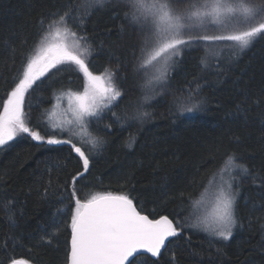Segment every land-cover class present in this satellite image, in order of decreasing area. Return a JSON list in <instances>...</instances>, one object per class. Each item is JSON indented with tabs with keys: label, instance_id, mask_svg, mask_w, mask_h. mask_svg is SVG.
<instances>
[{
	"label": "trees",
	"instance_id": "trees-1",
	"mask_svg": "<svg viewBox=\"0 0 264 264\" xmlns=\"http://www.w3.org/2000/svg\"><path fill=\"white\" fill-rule=\"evenodd\" d=\"M63 4L64 0H0V101L7 98L14 86L12 78L21 70L20 53L33 48L38 21ZM113 8L122 9L123 5L118 0H109L85 22L96 49L89 67L96 74L106 67L115 71V83L122 96L113 102L111 111L120 113L125 107L131 111L134 105L129 101L136 102L149 94L152 98L143 108L154 119L142 125L122 126L105 110L103 119L89 131L103 136L107 143L95 156L91 174L83 185H91L93 192H130L144 205L146 214L171 218L175 213L188 216V196L203 190L201 185L209 175L226 163V153L235 152L251 170L264 175V107L257 108L252 103L264 94V38H257L249 48L225 60L219 74L215 67L201 69L199 57L204 54L203 46L186 50L170 71L168 85L155 87V92L147 91V78L134 69L140 55L137 31L124 21L122 14L116 15ZM194 77L201 83L207 81L202 92L207 99L205 110L176 113L172 104L174 96L186 95L188 88H194ZM42 79L44 83L38 81L39 87L34 85L35 90L26 95L25 111L32 114L30 126L44 114L39 125L43 134L46 123L52 122L50 113L57 102L53 93L61 96V91L67 88L81 91L83 78L78 72L63 71L51 80ZM245 93L248 107L237 112L236 106ZM130 134L135 137L131 146L127 144ZM49 163L60 165L54 175L62 180L80 168L67 145L38 146L26 135L0 150V262L3 264H8L9 258L27 259L31 264H66L70 245L66 216L50 244L41 240L51 214L60 206L59 194L47 198L40 195L47 179L45 166ZM181 192L185 194L183 198ZM9 199L14 200L9 210L22 211L15 217V227L5 218ZM238 215L240 224L230 240L210 238L198 229L189 230L173 240L160 264H169L173 253L175 264H264L261 229L264 187L254 185L251 179L241 180Z\"/></svg>",
	"mask_w": 264,
	"mask_h": 264
},
{
	"label": "snow or ice",
	"instance_id": "snow-or-ice-1",
	"mask_svg": "<svg viewBox=\"0 0 264 264\" xmlns=\"http://www.w3.org/2000/svg\"><path fill=\"white\" fill-rule=\"evenodd\" d=\"M108 2L64 0L60 9L42 16L33 48L20 53L21 70L13 76L14 86L7 98L0 101V150L26 135L38 146L67 145L79 162V171L63 180L54 175V171L59 170L58 163L45 166L47 179L40 195L47 198L59 194L60 206L51 214L41 240L50 244L64 224L65 216L70 229L66 264H149V260L151 264H160V258L169 251L173 240L192 229L203 231L213 239L230 240L240 224L241 180L251 179L254 185L264 187V175L251 170L235 152L225 154L226 163L209 175L198 195L188 196L187 217L179 213L171 218L164 214L150 216L130 192H93L91 185H83L91 174L95 156L107 143L103 136L89 131L103 119L105 110L122 126L142 125L154 119L152 113L143 108L152 98L149 94L136 102L129 101L134 105L131 111L128 107L120 113L111 111L113 102L122 96L115 83V71L106 67L101 74H96L89 67L96 49L84 25ZM118 3L123 8L112 11L122 14L124 21L134 26L139 39L140 55L134 69L146 78L151 71L147 83L153 86L168 85L170 71L186 50L203 46L204 54L199 57L201 69L215 67L219 74L225 60L249 48L257 38H264V0H118ZM63 71L82 74V91L71 88L61 91V96L67 97L71 118L46 123L42 134L39 125L44 114L30 126L33 117L30 111H25V98L30 90H35L34 85L39 87L38 81L44 83L42 78L51 80ZM49 73L52 76H48ZM193 83L195 87L188 88L186 95L174 96L172 104L176 113L205 110L207 99L202 92L207 81L201 83L194 77ZM53 96L60 101L61 96L55 92ZM252 103L257 108L264 107V94ZM247 107L245 93L236 111L243 112ZM134 143L135 137L130 134L127 144ZM78 183L83 186L78 187ZM179 195L183 198L185 194ZM13 203L12 199L7 201L5 218L15 227V217L22 211L9 210ZM261 229L264 231V224ZM172 255L169 264H175V254ZM8 264H30V261L9 258Z\"/></svg>",
	"mask_w": 264,
	"mask_h": 264
},
{
	"label": "rangeland",
	"instance_id": "rangeland-1",
	"mask_svg": "<svg viewBox=\"0 0 264 264\" xmlns=\"http://www.w3.org/2000/svg\"><path fill=\"white\" fill-rule=\"evenodd\" d=\"M213 30L210 29V33L212 32ZM199 47H202V46H199ZM139 57V56H138ZM152 75L151 71L148 73L147 75V78H150ZM159 85H156V86H153V85H148L147 86V91L149 89H152L154 87H157ZM82 91V90H81ZM156 90H154L155 92ZM50 119L52 122H61L63 120H66V119H70V110L68 108V100H67V97L66 96H61V99L59 102H56L55 106H54V110L50 113ZM227 178V177H226Z\"/></svg>",
	"mask_w": 264,
	"mask_h": 264
},
{
	"label": "water",
	"instance_id": "water-1",
	"mask_svg": "<svg viewBox=\"0 0 264 264\" xmlns=\"http://www.w3.org/2000/svg\"><path fill=\"white\" fill-rule=\"evenodd\" d=\"M31 264V263H30Z\"/></svg>",
	"mask_w": 264,
	"mask_h": 264
}]
</instances>
